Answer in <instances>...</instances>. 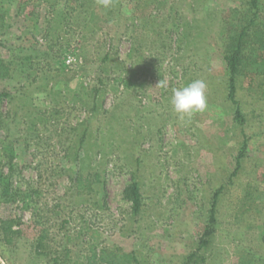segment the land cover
Instances as JSON below:
<instances>
[{
	"label": "rangeland",
	"instance_id": "rangeland-1",
	"mask_svg": "<svg viewBox=\"0 0 264 264\" xmlns=\"http://www.w3.org/2000/svg\"><path fill=\"white\" fill-rule=\"evenodd\" d=\"M251 1L0 0L3 264H264L263 79L238 78L235 104L224 60ZM195 79L207 109L180 121L172 90Z\"/></svg>",
	"mask_w": 264,
	"mask_h": 264
},
{
	"label": "trees",
	"instance_id": "trees-1",
	"mask_svg": "<svg viewBox=\"0 0 264 264\" xmlns=\"http://www.w3.org/2000/svg\"><path fill=\"white\" fill-rule=\"evenodd\" d=\"M259 2L260 0H252L246 13L235 10L232 15V21L228 24L227 39L224 45V60L229 74V99L235 104H237L235 96L236 80L238 78H262L264 87V21H261L259 17ZM107 60H109L108 55L103 61L107 62ZM10 75V67L0 59V81L8 79ZM239 113L237 111L238 117L240 116ZM245 145L242 148L239 159L246 153ZM237 168L239 169V167ZM79 184L80 189H90L89 182L84 183L80 180ZM8 192L9 190L5 189V195ZM125 197L132 202L134 213L139 215L142 210L139 185L134 183L128 187L125 191ZM213 218H211V222L214 221ZM14 228L15 222L12 220H4L1 223V230L8 243H12L11 237L18 234ZM91 253V256L87 259V264H133L137 262L135 255L120 253L119 251L103 249L100 252L92 250ZM54 261L56 264L59 262L58 259ZM66 262V264H71L68 259ZM0 264L3 263L0 261Z\"/></svg>",
	"mask_w": 264,
	"mask_h": 264
},
{
	"label": "clouds",
	"instance_id": "clouds-1",
	"mask_svg": "<svg viewBox=\"0 0 264 264\" xmlns=\"http://www.w3.org/2000/svg\"><path fill=\"white\" fill-rule=\"evenodd\" d=\"M98 3L109 8L112 0H98ZM207 85L201 79H195L186 86L172 90L170 103L180 121L190 120L194 115L207 109Z\"/></svg>",
	"mask_w": 264,
	"mask_h": 264
}]
</instances>
